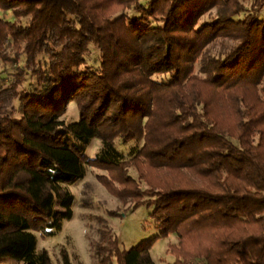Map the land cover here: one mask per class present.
<instances>
[{
	"label": "trees",
	"instance_id": "16d2710c",
	"mask_svg": "<svg viewBox=\"0 0 264 264\" xmlns=\"http://www.w3.org/2000/svg\"><path fill=\"white\" fill-rule=\"evenodd\" d=\"M0 60V264H54L36 232L89 167L177 234L169 264H264V0H0ZM100 232L98 264H156Z\"/></svg>",
	"mask_w": 264,
	"mask_h": 264
},
{
	"label": "rangeland",
	"instance_id": "374dc122",
	"mask_svg": "<svg viewBox=\"0 0 264 264\" xmlns=\"http://www.w3.org/2000/svg\"><path fill=\"white\" fill-rule=\"evenodd\" d=\"M212 14L216 9L211 10ZM5 19L13 20L9 11L1 13ZM208 14L203 18H207ZM12 69L0 60V80H8ZM79 111L74 101H67L65 113L60 119L66 122L76 121ZM141 142L130 141L127 144L116 140V146L125 158H129L136 146ZM102 143L93 139L87 146V154L94 157ZM106 174L103 170L88 168L84 179L72 184H55V191L69 189L75 196L73 217L63 223L62 229L55 235L42 236L36 232L37 251L46 252L54 264H98L95 255V244L101 240V230H108L118 237L123 248L136 246L143 241L152 240L150 253L156 264H169L176 260V255L170 251V245L178 243L177 234L169 232L161 234L163 227L158 217L152 215L153 206L143 203L133 207V202L124 203L97 180V174ZM130 174L137 177L134 168ZM112 211L119 212L118 215ZM103 219V222L101 221ZM193 259L191 264H198ZM9 264H22L10 261Z\"/></svg>",
	"mask_w": 264,
	"mask_h": 264
}]
</instances>
